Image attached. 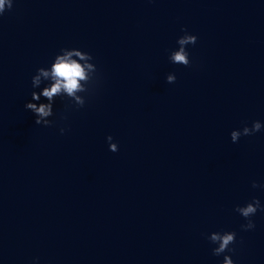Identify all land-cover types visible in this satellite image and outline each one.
Wrapping results in <instances>:
<instances>
[{
    "label": "water",
    "instance_id": "obj_1",
    "mask_svg": "<svg viewBox=\"0 0 264 264\" xmlns=\"http://www.w3.org/2000/svg\"><path fill=\"white\" fill-rule=\"evenodd\" d=\"M181 29L189 66L168 56ZM61 48L92 56L83 107L25 103ZM174 74L173 83L166 76ZM92 81L94 84L90 85ZM264 0H12L0 15V264H264ZM65 131L61 134L60 129ZM118 151H109L106 137ZM235 232L212 255L207 236Z\"/></svg>",
    "mask_w": 264,
    "mask_h": 264
},
{
    "label": "clouds",
    "instance_id": "obj_2",
    "mask_svg": "<svg viewBox=\"0 0 264 264\" xmlns=\"http://www.w3.org/2000/svg\"><path fill=\"white\" fill-rule=\"evenodd\" d=\"M12 8V0H0V15H2L5 10H10ZM184 35L177 39V44L179 48L172 51L168 59L173 64H180L185 67L189 66V54L186 51V45H193L196 43L197 37L195 35L188 34L185 29H181ZM75 56L82 61L92 60V56L81 50L72 48H61L60 54L54 57L53 62L48 68H37L35 75L31 78V84L33 88H37L41 85V77L46 80H50V84L44 86L39 92H31V99L33 101H39L41 97L45 98L47 103H32L27 102L24 105L26 110L31 111L35 115V124L43 126H51L52 121L47 119L53 115V102L56 97H65V94L71 101H75L77 107H83L85 104V98L77 95L79 92L88 93L90 91L89 87H85L81 84L84 81L86 84L89 83V77L86 75V69L96 72V67L93 63L81 64L77 59H73ZM175 75L168 74L166 76L167 83L175 82ZM92 81L90 85L94 84ZM264 127L260 121H253L251 127L245 125L241 129L232 130L230 132V139L233 143H236L241 136H251L256 132L260 131ZM65 131L64 128L60 129L61 134ZM108 143L109 151L116 152L118 147L116 143H112V137H106ZM252 188L264 187V185H258L255 181L251 184ZM257 210L264 211V206L260 204L258 199L253 198L251 202L246 203L244 206L237 205L234 211L237 212L241 217L245 218L246 223L242 224L241 230L247 231L255 227L253 221L250 219L251 216L255 215ZM236 233L225 231L213 232L207 236V239L212 243L217 245L212 249V255L220 256L221 254L227 252H232L234 249L229 246L235 242ZM222 264H233V260L228 255H224Z\"/></svg>",
    "mask_w": 264,
    "mask_h": 264
}]
</instances>
